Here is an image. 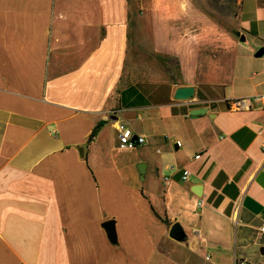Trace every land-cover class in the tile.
Returning a JSON list of instances; mask_svg holds the SVG:
<instances>
[{
	"label": "crops",
	"instance_id": "obj_1",
	"mask_svg": "<svg viewBox=\"0 0 264 264\" xmlns=\"http://www.w3.org/2000/svg\"><path fill=\"white\" fill-rule=\"evenodd\" d=\"M260 49L264 0H0V264H264Z\"/></svg>",
	"mask_w": 264,
	"mask_h": 264
},
{
	"label": "built area",
	"instance_id": "obj_2",
	"mask_svg": "<svg viewBox=\"0 0 264 264\" xmlns=\"http://www.w3.org/2000/svg\"><path fill=\"white\" fill-rule=\"evenodd\" d=\"M254 105H257L259 109L264 110V95L238 100L233 104V107L237 111H243V110L253 109ZM118 140H119V147L123 150H133L147 143L146 138L144 136H134L129 132L126 126L122 124H120L118 127ZM178 145L180 146L181 144L178 142ZM189 175L190 172L185 171L183 180L186 181L189 178ZM166 181H168V179ZM204 206H205L204 201L200 200L198 203V208L202 209L204 208ZM258 236L259 237L264 236V226L259 229ZM235 264H248V263L245 260L236 259Z\"/></svg>",
	"mask_w": 264,
	"mask_h": 264
},
{
	"label": "water",
	"instance_id": "obj_3",
	"mask_svg": "<svg viewBox=\"0 0 264 264\" xmlns=\"http://www.w3.org/2000/svg\"><path fill=\"white\" fill-rule=\"evenodd\" d=\"M244 37H242L241 41H244ZM264 54V49H260L256 53V57H261ZM195 96V88L193 87H180L176 90L175 92V99L179 101H189ZM205 109H198L194 110L191 112V115H200L205 113ZM142 169L145 167L144 165H141ZM140 172L142 173L143 171L140 169ZM169 237L179 243H182L186 239V233L183 228V226L179 223L176 222L174 223L170 230H169ZM260 253L264 255V248H261Z\"/></svg>",
	"mask_w": 264,
	"mask_h": 264
},
{
	"label": "rangeland",
	"instance_id": "obj_4",
	"mask_svg": "<svg viewBox=\"0 0 264 264\" xmlns=\"http://www.w3.org/2000/svg\"><path fill=\"white\" fill-rule=\"evenodd\" d=\"M238 1L239 0H200L203 7L208 8L213 15L220 17L235 13L238 8ZM150 58H154L153 54L150 56ZM172 61L170 59H163V65H165V63H167L166 65H168V63L173 64ZM170 67H173L174 69L173 65ZM195 259L198 260V263L200 264H209V262H206L204 258Z\"/></svg>",
	"mask_w": 264,
	"mask_h": 264
},
{
	"label": "trees",
	"instance_id": "obj_5",
	"mask_svg": "<svg viewBox=\"0 0 264 264\" xmlns=\"http://www.w3.org/2000/svg\"><path fill=\"white\" fill-rule=\"evenodd\" d=\"M102 128V123H100L95 129L94 131L92 132L90 138H89V143L92 142L98 135L99 131L101 130ZM167 222V221H165Z\"/></svg>",
	"mask_w": 264,
	"mask_h": 264
}]
</instances>
